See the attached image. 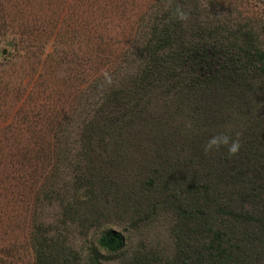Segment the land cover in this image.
Returning a JSON list of instances; mask_svg holds the SVG:
<instances>
[{"label":"trees","instance_id":"1","mask_svg":"<svg viewBox=\"0 0 264 264\" xmlns=\"http://www.w3.org/2000/svg\"><path fill=\"white\" fill-rule=\"evenodd\" d=\"M73 1L0 50V264H106L159 221L123 264H264V0H147L120 39Z\"/></svg>","mask_w":264,"mask_h":264},{"label":"rangeland","instance_id":"2","mask_svg":"<svg viewBox=\"0 0 264 264\" xmlns=\"http://www.w3.org/2000/svg\"><path fill=\"white\" fill-rule=\"evenodd\" d=\"M45 0H0V5L2 4L3 8H6V12L3 14V16H7V20L5 21L7 25H9L8 33L4 34V36L0 37V40L3 41L2 45L0 46V50L3 52V50L6 51V53L9 52V48L5 45L4 41L10 40V39H16L17 41L22 40H31L28 39L29 37H26L24 34L26 32V27L31 26L33 23H36L35 19L38 17H47L50 14L49 9H47L46 4H44ZM74 7H84L87 11H92L93 15V24L99 27H104L107 29V34H110L111 37L119 38L124 34L126 30V22L125 18H131L133 19L134 16L139 14L144 7L146 6L147 0H74L73 2ZM98 6L100 9H105V13L101 14L100 10H90V6ZM51 5L52 9L55 11L57 10L58 5L57 4H48ZM125 11V12H124ZM122 12V14H121ZM8 13V15L6 14ZM90 15V13L87 14V16ZM92 20L91 18H89ZM131 21V20H130ZM124 37V36H123ZM48 36L41 35L39 37L40 43L47 42ZM37 40V41H38ZM22 44V43H21ZM25 45V44H24ZM34 45H37V42L34 43ZM50 46V45H49ZM85 46V45H84ZM82 46V48L84 47ZM49 48V47H48ZM50 49V48H49ZM85 49V48H84ZM58 50V49H57ZM8 51V52H7ZM35 51V49H34ZM38 51H41L38 49ZM37 52V50H36ZM5 53V54H6ZM32 60L27 62L28 65L32 64ZM21 64V63H20ZM22 67H25V62L21 64ZM19 65L16 63L13 70L9 71V73H16L18 71V76L20 77L13 79L14 83L18 81H24L25 85L28 82V75L25 78V74L19 73ZM49 71H47L48 73ZM26 97H24L25 99ZM31 101H33V98H30ZM26 100V99H25ZM31 101L28 99L25 101L28 104ZM27 108L23 107L22 109ZM8 109V110H7ZM2 116L7 119V122L11 121V118L14 117V114L20 113V111H17L16 113L11 112L9 108H5L2 111ZM2 117V118H3ZM16 117H14L15 120ZM12 120V121H14ZM16 123V122H15ZM20 215V214H19ZM18 217V216H15ZM21 225H17V229H15L16 234L21 237ZM20 229V230H19ZM130 234V240L127 245V247L124 249V251L120 252L118 255L111 256L110 258L107 257L106 264H123V260H126L129 258L133 248L138 244L141 240H145L146 243H150L153 241L159 242L160 247H163V245L166 243L167 234L166 231L163 228V225L159 221L157 225L150 227V228H144L140 231H131ZM31 255L29 252H23L20 255V259L17 264H31ZM161 264H163L161 262Z\"/></svg>","mask_w":264,"mask_h":264},{"label":"clouds","instance_id":"3","mask_svg":"<svg viewBox=\"0 0 264 264\" xmlns=\"http://www.w3.org/2000/svg\"><path fill=\"white\" fill-rule=\"evenodd\" d=\"M174 15L179 20L187 19V14L180 8H176L174 10ZM104 77L107 84L112 83V78L108 73H105ZM240 148L241 144L238 138V134L236 138H233V136L230 134L221 133L213 135L210 139H208L207 143L204 145V152L207 154L225 149L228 156L231 157L235 156L240 151Z\"/></svg>","mask_w":264,"mask_h":264},{"label":"water","instance_id":"4","mask_svg":"<svg viewBox=\"0 0 264 264\" xmlns=\"http://www.w3.org/2000/svg\"><path fill=\"white\" fill-rule=\"evenodd\" d=\"M2 53H3V55H5L6 51H5V50H3V52H2Z\"/></svg>","mask_w":264,"mask_h":264}]
</instances>
